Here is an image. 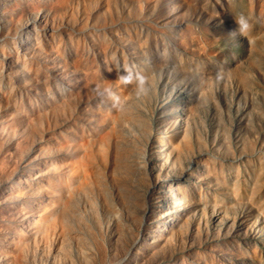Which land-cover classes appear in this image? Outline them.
I'll use <instances>...</instances> for the list:
<instances>
[{
	"label": "rangeland",
	"instance_id": "rangeland-1",
	"mask_svg": "<svg viewBox=\"0 0 264 264\" xmlns=\"http://www.w3.org/2000/svg\"><path fill=\"white\" fill-rule=\"evenodd\" d=\"M64 3L60 7L67 10L52 7L50 19H53L56 28L66 27L68 32L64 30L67 33L61 31L58 35H43L47 41L40 35L41 41L39 37L33 39L35 44L32 39L29 41L33 46L37 43L42 46L38 49L41 48L47 54L44 61L34 57L26 60L17 45L0 43V49L3 48L0 51L3 52L0 54V64L3 62L0 70L7 68L3 61L6 53L13 58L17 56L16 60L23 62L20 63L25 67L29 63L33 65L22 68L20 64L19 68L23 71L18 68L19 75L23 73V82L26 80L24 88H16L12 81L11 85L5 84L8 81H0L1 92L9 87L6 93H1L2 96L0 94V120L2 114L10 109V117H13V113L16 117L19 115L17 119L9 117L8 122L10 127L14 126L13 131L19 129L17 133L21 132L22 127V131H39L38 134L46 138L43 137L44 144L53 141L48 145L56 144L60 139L66 141L64 143L69 140L74 156L80 160L71 158L66 162L78 166L76 161L80 163L82 160L79 168L91 171L90 174L88 171L83 172L91 178L88 175L83 177L89 178V185H95L93 187L97 189V194L106 186L108 188L105 191H115L111 183L117 178L112 176H120L118 173L116 175V169L113 170L115 173L111 170L114 169L111 167L112 159L117 158L119 149L116 152V148L121 144V139L127 140L130 133L136 132L134 127H127L131 119L137 117L146 122L151 136L159 138L168 133H160L158 128L170 127L166 123L170 112L175 113L177 129L174 132L179 134L183 133L187 116L192 125L189 139L185 143L189 152L193 149L195 157L190 153L191 157L197 160L189 164L192 170L199 172L202 185L196 194L200 209L197 217H194L195 226L202 238H208L209 244L217 243L214 247L219 248V251L211 255L199 249L196 252L199 262H192L186 255L183 258L184 264H264V0H64ZM240 15L248 18L253 25L252 30L245 35H230L238 28L235 19ZM69 18L74 19V23L70 19L69 25L62 26L61 19L64 21ZM130 64L150 77L148 95L138 98L134 85L124 86L116 82L118 71L120 75L125 74L123 68ZM51 65L53 69L57 68L59 75H64L61 76L66 81H61L60 77L53 74ZM221 71L222 78L218 79L217 73ZM31 74H35L36 79ZM97 85L101 89L112 87L125 101L123 110L113 108L112 101L107 98L101 100L94 91ZM16 89H20V92ZM9 90L11 95L4 97L9 94ZM26 94H29L28 97ZM19 99L27 106L23 108ZM13 101L14 105L17 102L20 104V110L18 104L13 105ZM2 103H5L3 108ZM6 104L8 107L4 106ZM30 107L33 108L30 110ZM24 120L27 124H34L27 126ZM47 134H53L54 137ZM140 148L146 160L150 146L143 143ZM93 174H98L100 177L97 176V179L102 181L95 179ZM145 176L144 181L149 185L152 178ZM130 180L136 182V179ZM94 181L99 182L97 185L102 183L100 185L103 187L100 189V185L97 186ZM105 191H101V197L109 195ZM115 195L110 194L107 200L113 198L109 203L114 202L117 206L115 208H119ZM102 199L96 200L99 209L104 205ZM99 209L105 226L106 222L107 225L111 224L107 215ZM213 209L219 215H213ZM212 216L218 218L213 219ZM212 222L220 232L219 241H213L211 232L204 230L206 223L209 228ZM231 228L247 234L249 244L237 242L236 247H230L224 232L228 233ZM96 236L99 242L102 241L100 244L105 246L107 261H111L108 264L138 263L132 258L134 251L124 249L126 245L118 248L117 237L106 234H100L99 237L98 232ZM113 251L117 255L119 253V262L111 256L116 255ZM95 252L93 255H96ZM124 252L127 254H124L125 258L122 254ZM50 261L43 264L54 263ZM138 264L146 263L139 259Z\"/></svg>",
	"mask_w": 264,
	"mask_h": 264
},
{
	"label": "bare ground",
	"instance_id": "bare-ground-1",
	"mask_svg": "<svg viewBox=\"0 0 264 264\" xmlns=\"http://www.w3.org/2000/svg\"><path fill=\"white\" fill-rule=\"evenodd\" d=\"M59 1L60 0H0V43H8V46L9 44L12 46L17 45L21 50L22 57L26 60L34 57L44 61L47 58V54L41 51L42 46H39L37 43L35 47L30 44L31 42L29 41H31V39L33 41L34 38L38 39L37 37L40 38V35L42 37L43 35L53 36L61 31L68 30H66V27H63V29L56 28L57 26L54 25L53 19H50V15L53 14L52 7L58 8L63 6L64 0ZM67 1L69 2L70 0ZM65 3L67 4V2ZM60 8L67 10L64 7ZM87 14L89 13H86V15ZM70 19L71 18L64 21L61 19L63 23L62 26L69 25ZM71 21L74 23L75 20L71 19ZM43 38L47 41V38ZM41 39L42 38H40L39 41H41ZM38 47L41 48L38 49ZM52 47L54 49V46ZM1 50H3V48L0 49V51ZM53 52H55V49ZM1 53L3 52H0V54ZM15 54L16 53H14V55ZM16 57H14V59L12 56H9V54L7 56V53L6 56H3V61L7 65V68L5 70H3V68L0 70V81H8V84L3 81L6 85H11L13 82V86L15 87L18 86L22 88L23 85L26 87V80L23 82V73L19 75L18 70V68L21 67L20 64L23 62L19 61V57L17 61ZM22 61H24V59ZM36 62L37 61H35V63ZM25 63H27V61ZM30 64L32 65V63L28 65ZM21 65L22 68L28 66L26 65L25 67V65ZM46 65L48 66V64ZM54 65H56V63H54L53 66ZM32 66H30V69ZM36 68L34 70H36ZM56 69H53V74L60 77L61 81H64V77L61 76L63 74L59 75L60 72L58 73ZM21 70L23 71V69ZM25 70L28 71V69ZM39 76L40 75H38V77ZM34 77L35 74L33 78ZM44 80H46V78ZM40 82H42V79ZM3 87V89H6L5 86ZM7 88L9 89V87ZM8 89H6V91H8ZM13 89L14 88H10V90ZM10 90L9 94H5L6 96L4 97H9V95H11ZM16 90L14 91L16 92ZM6 91L1 92L0 90V94L6 93ZM14 91L12 94H14ZM26 91H24V93ZM17 92H20V89H18ZM15 96L17 99V95ZM20 96L21 95H19V98H21ZM12 98L10 99L12 100ZM10 99L9 102L11 101ZM4 100L8 101V99ZM14 101L13 105L15 104ZM19 103H21L20 99ZM3 104L5 103H2V108ZM7 104L10 106L11 103ZM7 104L4 106H7ZM17 104L18 102L16 105ZM22 106L24 108L25 105L22 104ZM38 106L39 105H37V107ZM17 107L19 108L20 104H18ZM33 107H30V110ZM14 109L16 110L17 108ZM20 109L21 108H19V110ZM9 110L5 111L6 114L5 112L2 114L3 118L0 120L3 122L0 124V264H43V262L47 260H53L54 263L50 261L52 264H75L76 262L77 264L111 263V261H107V255L104 249L105 246L102 244L103 247L100 244L102 241L99 242L97 240V232L99 237L100 234L117 237L118 248L120 249L121 246L124 247V245H126L124 249H127V251H134L132 258L136 263L137 261L139 263V259H141L142 262L146 264H184L183 258L186 255L190 257L192 262H199L196 257L197 250L202 249L207 253L209 252L208 254L211 255L219 251V248L217 249L214 247L217 243L209 244L208 238H202L199 234V230H197L195 226L196 219L194 217H197V212L200 209L197 201V192L202 185L199 172L192 170L189 164L190 162L195 163L197 160L193 158L195 157V155H193V149H190L189 152L187 143H185V140L189 139L188 135L191 132L192 125L187 116L185 117V128L183 133L179 134L174 132L177 129V124L175 123L177 118L174 115L175 113L170 112L168 119H166V123L169 124L170 127L165 128L163 126L164 129L158 128V132L168 133H164L162 136H159V138L151 136V132L147 130L148 126L145 124L146 122L137 117L131 119L127 127H134L136 132L134 134L130 133L131 136L129 138L127 137V140L126 138L124 141L121 139L122 142L120 141V145H114V147L118 145L116 152H118L119 149L117 158L112 159L111 165V167L114 168L111 170L113 171L116 169V175L118 176L119 174L120 176V180L118 177L112 176L113 178H117V180H115L118 181L114 183L116 181L113 180L114 182L111 183L113 184V189H115L114 193L116 192V195L110 193L109 191H111V189H108L109 195L105 196L102 192L105 197H101V191H105L107 186H104L105 188L99 190L97 194L95 193V190L97 192V189L94 188L95 185H93V187L89 185V181L87 182V179L91 177L88 174V176L85 175L87 171L89 174L91 171L88 169L85 171L86 168L84 169L83 167H80L81 169L79 168V166H82L80 165L83 163L82 160L80 163L76 161L78 166L66 162L68 161L67 159L77 158L74 156L73 147L69 145L70 142L68 139V144L64 143L66 141L61 139L56 141L58 140L57 138L55 140L56 144L48 145L51 142L53 143V141L44 144V135L42 134L41 136V133L38 134L39 131H35L36 133L28 132L29 130L27 131L26 129L22 131L24 127L21 128V126H19L21 132L18 131L17 133L16 130L19 129L14 128L16 130L13 131L12 128L14 126L12 125V127H10L11 125L8 122L10 117L9 114H12L11 110L10 112ZM0 113L2 112L0 111ZM19 113L21 114L22 112L19 111ZM187 113L189 114L188 110ZM14 114L15 113H13V117L15 118L16 116H14ZM17 117H19V115ZM37 117H39V115H37ZM22 119H24V117ZM23 123L24 122H22V126H24ZM29 124L34 123L30 122ZM29 124L25 121V125L28 126ZM16 125L19 124L17 123ZM170 131H172L171 134L169 133ZM52 136L50 135L49 137ZM26 138L28 140L30 139L31 142L26 140ZM44 139L46 138L44 137ZM143 143H148L150 146L146 160L140 148V145ZM198 151L202 152V149ZM190 153L193 157H191ZM78 160H80V158ZM184 165L188 167V170L185 169ZM95 169H93V171ZM102 174L103 173H101V175ZM145 175H149L153 183L148 181L150 182L148 185L144 180L149 177ZM83 176L89 178L85 179ZM94 176H96L95 179H97L99 175L97 174ZM102 177L104 178V176ZM132 178L134 180L136 179L135 183L130 180ZM99 179L97 180L100 181ZM98 181H94L96 185L99 183ZM100 184L102 185V183ZM101 185L100 189L103 187ZM146 193L149 195H146ZM110 194L115 195L114 199L117 201L116 203H118L119 208H115L117 206L114 202L109 203L113 198L107 200ZM99 199H102V203L104 202V205L102 204L104 207L102 206L100 209L104 212V215H107L106 217L109 218L107 220H110L111 223L107 225L106 222V226L100 218L99 208L97 207L98 205H96V200ZM212 211L213 215H219L216 209ZM212 218L217 219L218 217L212 216ZM216 228L217 226L212 222L209 228L206 223L204 229L211 232L213 241H219L220 232ZM224 234L226 235L224 238L230 247H236L237 242L249 244L247 241V234L244 235L241 231H236L231 228L228 230V233L224 232ZM92 249L98 253L95 252L96 255H93ZM127 251L125 250V252ZM125 252L122 253L123 256L126 254ZM221 252H223V250ZM113 255L111 256L116 259V261L117 259L119 260V253L118 255L116 253L115 257ZM96 260H98V262ZM108 260H110L109 257ZM121 261H123V259ZM127 262L129 263V261Z\"/></svg>",
	"mask_w": 264,
	"mask_h": 264
},
{
	"label": "clouds",
	"instance_id": "clouds-1",
	"mask_svg": "<svg viewBox=\"0 0 264 264\" xmlns=\"http://www.w3.org/2000/svg\"><path fill=\"white\" fill-rule=\"evenodd\" d=\"M235 21L238 28L230 35H245L252 30L253 25L249 22L247 17L240 15ZM123 72L125 74L120 75L118 71L116 82L124 86L134 85V91L138 98L148 95L151 88L149 83L150 77L148 75H145L142 71L138 70L131 64L125 66ZM217 78H222V71L217 73ZM94 91L101 100L105 98L111 100L113 108L123 110L125 107V101L113 90L112 87H104L101 89L100 85H97Z\"/></svg>",
	"mask_w": 264,
	"mask_h": 264
}]
</instances>
